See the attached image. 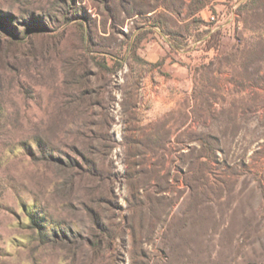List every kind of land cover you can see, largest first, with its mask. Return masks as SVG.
I'll return each mask as SVG.
<instances>
[{
	"label": "rangeland",
	"instance_id": "rangeland-1",
	"mask_svg": "<svg viewBox=\"0 0 264 264\" xmlns=\"http://www.w3.org/2000/svg\"><path fill=\"white\" fill-rule=\"evenodd\" d=\"M0 264H264V0H0Z\"/></svg>",
	"mask_w": 264,
	"mask_h": 264
},
{
	"label": "trees",
	"instance_id": "trees-1",
	"mask_svg": "<svg viewBox=\"0 0 264 264\" xmlns=\"http://www.w3.org/2000/svg\"><path fill=\"white\" fill-rule=\"evenodd\" d=\"M216 31H211L210 34L207 36L208 41H210L215 35Z\"/></svg>",
	"mask_w": 264,
	"mask_h": 264
},
{
	"label": "built area",
	"instance_id": "built-area-1",
	"mask_svg": "<svg viewBox=\"0 0 264 264\" xmlns=\"http://www.w3.org/2000/svg\"><path fill=\"white\" fill-rule=\"evenodd\" d=\"M210 20H212V21H213V20H214V18H213V17H211V18H210Z\"/></svg>",
	"mask_w": 264,
	"mask_h": 264
},
{
	"label": "crops",
	"instance_id": "crops-1",
	"mask_svg": "<svg viewBox=\"0 0 264 264\" xmlns=\"http://www.w3.org/2000/svg\"><path fill=\"white\" fill-rule=\"evenodd\" d=\"M215 7H219V8H222L223 6H215Z\"/></svg>",
	"mask_w": 264,
	"mask_h": 264
}]
</instances>
